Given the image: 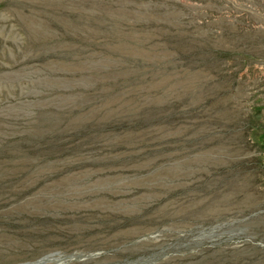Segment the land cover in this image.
Masks as SVG:
<instances>
[{"label":"rangeland","instance_id":"rangeland-1","mask_svg":"<svg viewBox=\"0 0 264 264\" xmlns=\"http://www.w3.org/2000/svg\"><path fill=\"white\" fill-rule=\"evenodd\" d=\"M0 264H264V0H0Z\"/></svg>","mask_w":264,"mask_h":264}]
</instances>
